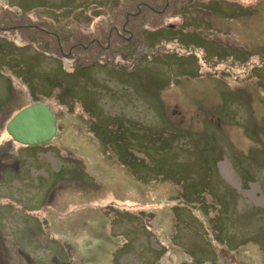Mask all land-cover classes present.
<instances>
[{
  "label": "rangeland",
  "instance_id": "374dc122",
  "mask_svg": "<svg viewBox=\"0 0 264 264\" xmlns=\"http://www.w3.org/2000/svg\"><path fill=\"white\" fill-rule=\"evenodd\" d=\"M192 2L0 0L9 264H264V0ZM33 103L57 131L26 147Z\"/></svg>",
  "mask_w": 264,
  "mask_h": 264
},
{
  "label": "water",
  "instance_id": "95a60500",
  "mask_svg": "<svg viewBox=\"0 0 264 264\" xmlns=\"http://www.w3.org/2000/svg\"><path fill=\"white\" fill-rule=\"evenodd\" d=\"M10 138L28 147L50 142L57 131L52 111L44 104L33 103L19 110L5 127Z\"/></svg>",
  "mask_w": 264,
  "mask_h": 264
},
{
  "label": "flooded vegetation",
  "instance_id": "af4514ba",
  "mask_svg": "<svg viewBox=\"0 0 264 264\" xmlns=\"http://www.w3.org/2000/svg\"><path fill=\"white\" fill-rule=\"evenodd\" d=\"M97 3H105V2H108V3H110V0H95ZM193 3H195V0H193ZM168 4V3H167ZM167 4H166V6H165V8L167 7ZM141 7H144V8H146L148 11H152V12H154L155 10H154V6L151 4V3H149V2H142V3H140L138 6H137V9H139L138 11H137V13L135 14L136 16H140V15H142V14H144V13H141L140 12V8ZM165 10V9H164ZM134 15H131V16H127L126 17V22L121 26V28L119 29L122 33H120L119 31H118V28L116 27V26H112L111 28H110V32L108 33V37L110 38L111 36H112V34L113 33H116L117 35H122V34H124L125 33V31H126V26L128 25V20H130L131 19V17H133ZM51 34V36H53L52 34H53V32H50ZM49 35V36H50ZM64 36H66V34L65 33H63L62 34V37H64ZM54 37V36H53ZM55 38V37H54ZM55 40L57 41V43H58V46H59V48H60V50H63V44H62V42H61V37L58 35V37H57V39L55 38ZM124 40H126V38L124 39ZM132 40V39H131ZM47 41V40H46ZM101 40H99V39H97L96 40V42L97 43H99ZM126 41H130V40H126ZM78 47H83V48H86V46H83V43H82V41H78V42H76L75 44H73V45H71L70 47H69V50H70V52H72L73 50H75L76 48H78ZM89 47V46H88ZM61 54L63 55V52H61ZM9 57H12V55H7V58H9ZM13 59H18L17 58V56H15L14 55V58ZM78 71H81V69H79ZM73 73H74V71H73ZM26 233L27 234H35V232H34V230L33 229H31L30 228V224L28 225V227H27V231H26ZM61 252V251H60ZM16 253H17V255L18 256H22L24 259L27 257V254L25 253V251H23V250H20L19 248H17V250H16ZM63 254V253H62ZM57 258V257H56ZM52 259L53 258H51L50 259V261L52 262ZM54 259H55V257H54ZM26 260L27 261H30L29 259H28V257L26 258ZM59 261H60V263H58V264H70L69 263V258L67 259V258H65V257H63L62 259H59ZM11 262V260L9 259V258H6V254H4L1 250H0V264H9ZM30 262H34V261H30ZM25 264H28L27 262L25 263ZM54 264V263H53Z\"/></svg>",
  "mask_w": 264,
  "mask_h": 264
},
{
  "label": "bare ground",
  "instance_id": "6f19581e",
  "mask_svg": "<svg viewBox=\"0 0 264 264\" xmlns=\"http://www.w3.org/2000/svg\"><path fill=\"white\" fill-rule=\"evenodd\" d=\"M56 120V119H55ZM57 123V122H56ZM223 172L225 173V175L228 177V178H230V180H232V181H237V178H236V176H235V174L231 171V169H230V166H229V164L228 163H226V164H224L223 165ZM253 193V192H252Z\"/></svg>",
  "mask_w": 264,
  "mask_h": 264
},
{
  "label": "trees",
  "instance_id": "16d2710c",
  "mask_svg": "<svg viewBox=\"0 0 264 264\" xmlns=\"http://www.w3.org/2000/svg\"><path fill=\"white\" fill-rule=\"evenodd\" d=\"M182 1H186V0H182ZM193 3V2H192ZM221 4H218L217 6H220ZM204 7H206V6H204ZM223 12V11H222ZM66 36H67V34H66ZM7 47L6 45H4V44H2V43H0V54L2 55V56H4V54L2 53L3 52V50H2V48L3 47ZM12 46V45H11ZM13 47V46H12ZM23 146V145H22ZM26 147H28V146H26Z\"/></svg>",
  "mask_w": 264,
  "mask_h": 264
}]
</instances>
